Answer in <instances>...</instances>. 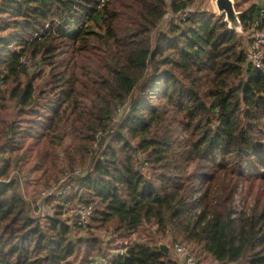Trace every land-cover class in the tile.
<instances>
[{"label":"trees","instance_id":"trees-1","mask_svg":"<svg viewBox=\"0 0 264 264\" xmlns=\"http://www.w3.org/2000/svg\"><path fill=\"white\" fill-rule=\"evenodd\" d=\"M193 2L0 0V109L12 102L18 116L0 127V264H86L112 254L111 242L103 247L90 230L79 236L60 201L52 215L33 216L10 173L15 156L28 151L36 169L44 166L54 143L65 163L84 165L97 133L128 100L126 116L93 150L68 198L91 205L89 226L112 227L121 239L155 227L151 239L123 244L107 264H175L158 233L198 244V256L217 264H264V205L236 218L231 208L240 179L264 181V171H255L264 170V67L245 66L241 38L224 15L213 21L192 12L156 31L169 11L179 15ZM234 7L240 28L250 31L259 0ZM25 53L32 72L21 62ZM161 94L165 111L148 101ZM172 114L188 132L193 164L178 176L164 123ZM40 141L48 145L42 151ZM215 154L220 162L203 173ZM199 184L201 208L192 214Z\"/></svg>","mask_w":264,"mask_h":264},{"label":"rangeland","instance_id":"rangeland-1","mask_svg":"<svg viewBox=\"0 0 264 264\" xmlns=\"http://www.w3.org/2000/svg\"><path fill=\"white\" fill-rule=\"evenodd\" d=\"M254 0H251L253 2ZM215 0H194L192 5L188 8L186 11L187 18L189 17L190 13L195 12L197 13L200 18L204 17H212L213 21L217 19L219 16L224 15V21L228 23L229 28H234L243 43V47L247 49V44L249 42V38H251L250 32L248 30H242L237 24L236 26H233L232 23L227 21L225 14L220 15L218 13V10L216 8V4L214 3ZM251 2L245 3L243 0H232L233 5L235 3H238L240 9L247 8ZM235 8V7H234ZM236 10V9H235ZM238 12V11H237ZM239 13V12H238ZM183 19L182 14L181 15H174L170 11L165 15L163 18V21L158 26L156 31L159 30H166L168 27V24L171 22L179 23V21ZM186 19V18H185ZM154 33H152V36ZM26 65L29 68V72H32L35 70V65H32V61L29 60ZM162 83L160 84V86ZM162 87V86H161ZM173 88V87H171ZM159 91H162V88L159 89ZM148 101L156 105L159 109L166 110L168 109V103L167 101L162 97L161 95H155L153 97L149 96ZM129 102V100H128ZM128 102H126L125 105L118 107L111 115V119L113 116V119L111 120L110 127L107 129V131H104L103 133L99 134V138H96V144L93 143L89 147V153L86 159V163L84 165H76V166H70L67 163H65L64 160V152L62 151V148L59 147V144L54 143L53 147V154L46 158V162L43 166V164L39 168H35V158L32 155L33 152L28 151L26 154H23L22 156H19L17 154L15 156V159H17V164L15 167H13L10 176L16 175L18 178V181L20 183V191L22 192V195L26 201L31 203V214L33 216H44V215H52L54 211L55 204H57L59 201L55 199H48L45 203L41 206V208L38 210L36 202L41 200L40 192L42 189H44L47 185H53L56 184L60 178L64 177L63 183L71 185L74 179L82 177L86 171L89 170V163L91 160V157H93V150L97 148L99 143L104 139L103 143H107L111 140L112 133L117 128V124L120 123L123 118L127 114V107ZM8 103V102H7ZM18 119L17 114L15 113V108L12 102H9L7 104L6 109L3 108L0 109V127L6 128L7 123L11 120ZM25 119V118H20ZM180 115L179 114H172L170 117V123L169 120H166L164 123L169 126V136L171 137V141L173 142V153H174V164L173 167L176 166V169H173L174 175H180L183 170H189L193 164L188 161V150L187 149V137L188 132L185 130L184 126L179 121ZM70 140H65L64 146L69 145ZM39 151H42L45 147H47V143L45 141H40L38 144ZM186 148V149H185ZM38 152V151H34ZM220 162V156L218 154L212 155L210 160L205 163V169L203 170V173H207L210 171L213 165H216ZM75 170H79V173L72 174ZM264 171L261 168H256L255 171ZM148 176H150V172L147 173L146 169L144 171ZM223 172H218L215 175H217L216 179L222 175ZM49 181H46L45 179L50 177ZM152 179L154 178L153 175L150 176ZM57 179V180H56ZM56 180V181H55ZM202 187L201 184L197 185L196 189H198V194L196 195V198L193 200L192 207L190 208V212L192 214H197L198 211L201 208V195L202 190H200ZM39 203V202H38ZM60 203V202H59ZM264 205V181L260 178H250L249 181H244L243 179H240L237 184V190L236 194L234 196V201L231 205V208L234 210L233 217L236 218L238 216V213L242 210H246L249 214H257L263 209ZM67 214H63V217L66 218ZM90 230L89 235L99 237L101 239V243L103 247H106L109 242L113 251L111 252L116 253L117 251L121 250V247L123 244L134 242V241H147L151 239L153 233H154V226L150 227H141L137 232H134L131 234V236L127 239H121L118 237L117 233H114L112 227L109 228H94L91 226H87L85 229L81 228L82 231H80V235H86L87 231ZM155 237L159 240L157 244L159 246L166 245L168 247L167 254L170 256V258L175 261V264H185L183 261H181L179 258H176L174 256V252L172 249V246L174 243H182L180 241L172 242V238L170 234L166 235H159L155 234ZM113 245V246H112ZM182 245L186 246L188 249H190L195 256L196 263L198 264H217L211 256L207 255L206 257H199L197 254V248L199 247L198 244L194 242H184ZM117 248L118 250H116ZM111 254V255H112ZM81 257V256H80Z\"/></svg>","mask_w":264,"mask_h":264},{"label":"built area","instance_id":"built-area-1","mask_svg":"<svg viewBox=\"0 0 264 264\" xmlns=\"http://www.w3.org/2000/svg\"><path fill=\"white\" fill-rule=\"evenodd\" d=\"M186 11L187 10L181 13L183 19L187 18L188 16ZM261 25H263V28L260 27ZM249 32L251 38H249V42L247 44V60L245 66H251L255 69H262L264 67V0H259L258 17L256 21L252 23L251 30ZM29 60H31V55L29 53H25L21 57V62L24 65H26ZM99 134L100 132L97 133L96 138H99ZM93 144H96V140ZM77 173H79V170H75L72 174ZM63 179L64 177L60 178L56 184L47 185L44 187V189H42L40 192L41 200L36 202V208L39 210L43 203H45L48 199L60 201L62 204V213L67 214L66 216L68 218L73 219L78 226L85 229L89 225L92 217V207L91 205H87L79 200H68L70 196L71 185L63 183ZM172 249L174 256L179 258L185 264H198L196 263L195 256L193 255L192 251L186 246L180 243H174ZM111 256L112 255L105 257L97 256L86 264H107Z\"/></svg>","mask_w":264,"mask_h":264},{"label":"water","instance_id":"water-1","mask_svg":"<svg viewBox=\"0 0 264 264\" xmlns=\"http://www.w3.org/2000/svg\"><path fill=\"white\" fill-rule=\"evenodd\" d=\"M215 4L217 10L224 12L227 21L232 23L233 26L239 24V13L235 10L232 0H215ZM160 247L165 253L167 252L168 247L166 245H161Z\"/></svg>","mask_w":264,"mask_h":264},{"label":"bare ground","instance_id":"bare-ground-1","mask_svg":"<svg viewBox=\"0 0 264 264\" xmlns=\"http://www.w3.org/2000/svg\"><path fill=\"white\" fill-rule=\"evenodd\" d=\"M214 3H215V2H214ZM218 13H219L220 15H223V14H224V12L219 11V10H218Z\"/></svg>","mask_w":264,"mask_h":264},{"label":"crops","instance_id":"crops-1","mask_svg":"<svg viewBox=\"0 0 264 264\" xmlns=\"http://www.w3.org/2000/svg\"><path fill=\"white\" fill-rule=\"evenodd\" d=\"M255 2L257 1V0H254Z\"/></svg>","mask_w":264,"mask_h":264}]
</instances>
